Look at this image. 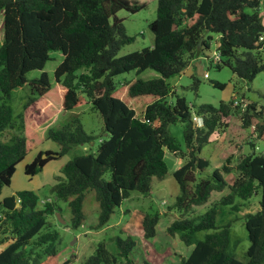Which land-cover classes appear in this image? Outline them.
I'll return each mask as SVG.
<instances>
[{
    "label": "trees",
    "instance_id": "16d2710c",
    "mask_svg": "<svg viewBox=\"0 0 264 264\" xmlns=\"http://www.w3.org/2000/svg\"><path fill=\"white\" fill-rule=\"evenodd\" d=\"M154 1V17L147 23L151 45L117 55L133 37L126 34L116 12L134 13L146 7V0H0V190L9 184L15 165L42 141L37 129L54 116L49 103L53 89L46 72L31 79L25 76L30 70H41L50 51L61 54L52 73L58 94L54 105L66 111L90 103L101 117L105 136L93 152L75 153L63 163L49 189L52 196L42 200L40 208L37 196L27 190L0 199V264H68L55 259L58 236L47 219L58 210L56 201L66 203L69 224L76 228L84 219V192L93 191L98 205L94 226L101 227L132 191L146 195L151 179L165 176L164 149L177 161L171 175L179 191L167 209L175 210L178 217L161 213L165 233H179L184 244H193L179 264H264V148L256 154L249 141L250 151L241 152L233 165L225 158L208 178L195 177L208 164L199 156L200 149L216 129L227 126L230 114L238 117L243 128L255 119L256 137L264 136V105L250 101L239 108L230 97L217 105L200 103L192 111V104L166 82L191 59L205 55L211 34L217 36L215 68L225 66L245 82L264 71L259 0ZM145 69L157 76L135 77L119 85L113 81L117 74ZM24 84L28 95L14 116L10 92ZM211 84L224 87L216 81ZM168 94L172 102L166 101ZM193 115L201 117V126L193 124ZM176 122L181 125L182 146L169 132ZM47 138L57 148L37 151L24 164V175H35L50 159L90 142L93 136L73 117L48 130ZM231 170L236 174L226 182L224 176ZM257 190L259 209L244 214L248 246L245 261H240L227 252L229 222L217 226L215 218L223 216L225 208L237 211L235 198L246 200ZM199 208H204L203 213L195 215ZM159 216L154 209L143 215L140 225L145 237L154 236ZM209 229L202 239H194L196 232ZM114 243L112 253L98 242L82 264H116L117 257L123 264L136 263L131 258L133 237L116 236Z\"/></svg>",
    "mask_w": 264,
    "mask_h": 264
},
{
    "label": "rangeland",
    "instance_id": "374dc122",
    "mask_svg": "<svg viewBox=\"0 0 264 264\" xmlns=\"http://www.w3.org/2000/svg\"><path fill=\"white\" fill-rule=\"evenodd\" d=\"M146 7L134 13L124 10H118L116 15L121 18V22L126 34L133 37L132 41L124 44L117 55H123L128 52L140 50L148 47L152 43V35L147 28V23L153 19L155 10V1L146 0ZM249 12V9H245ZM259 17L264 24L262 5L259 2ZM2 13L0 11V22ZM0 29V40H1ZM215 34H211L208 41V49L205 55H200L191 59L178 74L168 77V83L171 91L192 104L193 109L200 103L217 105L219 101H227L234 97L238 101L239 108H243L245 103L254 101L257 106L264 105V71H260L250 82H245L235 77L229 68L221 66L215 68L212 60V53L215 52ZM261 55L264 58V47L261 49ZM61 60V54L58 51H50L49 59L44 63L41 70L33 69L28 71L25 76L27 79L38 77L41 71H45L53 91L49 95V103L53 109L54 116L37 129L38 135L42 141L34 149L28 150L22 160L14 168V172L7 186L0 190V199L7 195H12L17 191L27 190L33 192L38 200L36 206H42V200L50 198V187L58 179L60 168L73 154L81 152H93L96 144L101 137V117L98 111L91 108L90 103L81 105L74 109L61 111L56 105L55 84L53 81V69ZM157 76V73L151 69H145L139 73L130 70L114 76L115 85L132 78H151ZM194 80L196 84L194 86ZM211 81L224 84L223 88L214 87ZM28 95L27 85L24 84L11 90L9 104L12 109V115H16L21 108V104ZM173 96L168 94L166 101L172 102ZM52 102V103H51ZM77 117L85 133L91 134L93 139L90 142L74 145L71 149L59 158L50 159L43 168L33 176H26L23 173L24 164L31 161L32 157L39 150L54 151L56 144L47 138V131L57 129L68 122L71 118ZM227 126L218 128L210 137V141L200 149L199 156L207 160L208 164L200 173H196V178H208L210 173L218 168L225 158L229 159V164L233 165L238 155L248 153L250 148L249 141L254 144V152L259 154L264 148V136L256 137L253 131V124L243 128L240 125L238 117L230 114L226 119ZM169 132L175 141L182 146L181 125L176 122L169 126ZM2 138L0 137V140ZM164 161L166 163V174L162 179H151L150 191L142 195L137 191H132L126 199L122 200L120 205L114 208L108 222L95 227L98 205L94 198L93 191L84 192L82 200V210L84 214L83 222L80 226L73 228L69 224V209L65 202L56 201L58 210L56 214L47 217L52 227L57 232V241L55 243V259L57 262L68 260V264H82L84 260L92 254L98 242L105 243L109 252H115L114 238L119 236L123 238L129 235L135 239V247L131 253V258L135 264H179L181 258H186L191 250L192 243L184 244L179 239V233L169 236L165 233V221L161 213L166 212L175 217L178 213L173 210H167L172 204L175 196L179 193L178 187L172 178L171 172L177 165L175 157L169 151L164 149ZM236 174L235 170L224 176L226 182H230ZM103 178H108V173L103 174ZM259 190L252 194L248 199L241 200L235 198L234 203L238 204L237 211L225 208V214H218L215 218L217 226L229 222L228 246L227 252L240 261H245V250L248 246L246 230L244 228V214L254 212L259 209ZM157 211L160 216L155 225V234L153 237H145L140 225V220L146 212ZM204 208H199L194 212L195 215L203 213ZM60 219L61 221H59ZM212 230H200L195 233L194 239H202L205 233ZM116 264H123L122 258L117 257Z\"/></svg>",
    "mask_w": 264,
    "mask_h": 264
},
{
    "label": "built area",
    "instance_id": "2783aa9c",
    "mask_svg": "<svg viewBox=\"0 0 264 264\" xmlns=\"http://www.w3.org/2000/svg\"><path fill=\"white\" fill-rule=\"evenodd\" d=\"M218 56H219V54H218V52L215 50V52L212 53V60H213V62H215V61L218 60ZM233 98H234V97H233ZM237 103H238V101L234 99V100H233V105H235V104H237ZM191 119H192L193 124H194L195 126L199 127V126L202 125V119H201L200 116L193 115V116L191 117Z\"/></svg>",
    "mask_w": 264,
    "mask_h": 264
},
{
    "label": "crops",
    "instance_id": "0c3cea01",
    "mask_svg": "<svg viewBox=\"0 0 264 264\" xmlns=\"http://www.w3.org/2000/svg\"><path fill=\"white\" fill-rule=\"evenodd\" d=\"M259 2L261 3V5H262V13H263V16H264V0H259ZM1 23V22H0ZM262 23V22H261ZM262 25H264L263 23H262ZM1 37H2V31H1ZM215 37L217 38V36L215 35ZM1 41V40H0ZM215 42H216V39H215ZM45 150H48V149H45ZM166 150V149H165ZM50 151H52V150H50ZM172 155V154H171ZM173 156V155H172ZM174 157V156H173ZM163 158H164V154H163Z\"/></svg>",
    "mask_w": 264,
    "mask_h": 264
},
{
    "label": "water",
    "instance_id": "95a60500",
    "mask_svg": "<svg viewBox=\"0 0 264 264\" xmlns=\"http://www.w3.org/2000/svg\"><path fill=\"white\" fill-rule=\"evenodd\" d=\"M200 41V40H199ZM198 44H199V42H198ZM42 156H44V155H42ZM56 214V213H55ZM59 221H61L60 219H58ZM62 222V221H61Z\"/></svg>",
    "mask_w": 264,
    "mask_h": 264
}]
</instances>
